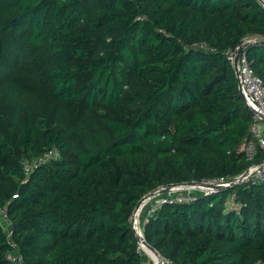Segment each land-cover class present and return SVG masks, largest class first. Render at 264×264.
<instances>
[{"label": "trees", "instance_id": "1", "mask_svg": "<svg viewBox=\"0 0 264 264\" xmlns=\"http://www.w3.org/2000/svg\"><path fill=\"white\" fill-rule=\"evenodd\" d=\"M243 41L264 81V0H102L90 9L83 0H0V58L10 44L13 61L44 48L54 100L109 109L99 139L76 151L44 104L0 121L9 180L0 182V205L12 230L8 237L0 220V264H16L11 241L24 264H144L132 224L143 196L170 183L233 179L262 162L264 149L253 161L238 149L254 115L227 53ZM54 147L60 158L25 171L22 157ZM144 233L178 264H264V180L166 204Z\"/></svg>", "mask_w": 264, "mask_h": 264}, {"label": "rangeland", "instance_id": "2", "mask_svg": "<svg viewBox=\"0 0 264 264\" xmlns=\"http://www.w3.org/2000/svg\"><path fill=\"white\" fill-rule=\"evenodd\" d=\"M101 1L83 0V4L85 8L90 9L100 4ZM17 44L21 45L19 42ZM49 62L48 52L44 48L30 49L21 55L18 61H13L12 45L6 47L4 55L0 58V79H4L6 83L5 88L0 91V121L6 123L14 118H26L28 107L36 106L38 103L44 104L48 108V112L58 115L61 119L75 145V151L80 150L81 146L99 139L102 131V119L109 114V109L103 104L90 106L82 98H76L66 103L54 100L50 95V86L45 75ZM8 63L12 65L7 67ZM8 68L16 69L17 73H7ZM55 111L56 113H54ZM37 159L38 156L22 157L21 160L23 164H32ZM17 180L20 181V179ZM1 181L9 183V180L4 179L0 170ZM233 198L231 203L234 202ZM143 222L144 216H142ZM147 255L148 258L144 264H153L157 260V257L149 251L145 252L144 259Z\"/></svg>", "mask_w": 264, "mask_h": 264}, {"label": "built area", "instance_id": "3", "mask_svg": "<svg viewBox=\"0 0 264 264\" xmlns=\"http://www.w3.org/2000/svg\"><path fill=\"white\" fill-rule=\"evenodd\" d=\"M200 46L204 47L205 44L201 43ZM239 48V47H238ZM228 51V60L235 67V60L237 49ZM239 89L245 99L247 106L253 112V122L250 126L249 135L244 138V141L239 145L238 149L242 150L246 159L253 161L257 156L260 148L264 149V81L256 73L252 67L246 52L241 54L237 64ZM61 152L58 148L54 147L48 149L44 155L39 156L35 163H24V168L27 173H30L39 164L45 163L51 159L60 158ZM248 174L244 181H260L264 180V160L260 163H253L248 168ZM228 178L222 176H212L200 180L201 183L192 185H178L173 190L152 196L146 199L137 212L133 213V227L139 235H144V225L149 220V217L159 211L166 204L190 203L194 200V196L187 193L186 190L199 189L205 192H211L220 187H226L230 184ZM165 186H161L163 188ZM16 196V195H14ZM145 207L146 215L142 223L143 209ZM0 220L5 224V229L8 237L11 236V222L8 215L7 205H0ZM139 248L144 250L143 244L139 242ZM146 251V250H145ZM7 257L16 264H23V257L19 252L18 246L11 241V248L7 252ZM155 260V259H154ZM157 260L153 264H156ZM161 264H178L172 258L163 256Z\"/></svg>", "mask_w": 264, "mask_h": 264}, {"label": "water", "instance_id": "4", "mask_svg": "<svg viewBox=\"0 0 264 264\" xmlns=\"http://www.w3.org/2000/svg\"><path fill=\"white\" fill-rule=\"evenodd\" d=\"M247 43H248L247 41H243L240 44L239 48L237 49V55H236V60H235V70H236L237 75H238L237 64L239 62V59L241 57V54L244 53V52H246V45H247ZM248 171L249 170L247 169L242 174H240L239 176L231 179L230 180V184L228 186H226V187H230L231 185H237V184L243 182L244 181V178L248 174ZM197 183H201V181H189V182H182V183H170V184L166 185L163 188H160V187L159 188H156V189L152 190L151 192H149L148 194H146L145 196H143L139 200V202L137 203V205L135 207L134 212H137L140 209L141 205L149 197L156 196V195H159V194L161 195V194L167 193V192L173 190L176 186L181 185V184H183V185H192V184H197ZM132 223H133V216H132ZM136 235H137L138 241L141 244H146L149 247V249H151L157 255L158 261L156 262V264H161V261L163 259V255L154 246H152L149 242H147V240H146V238H145L144 235L141 236L138 233ZM145 250L146 249L144 248V251ZM145 252H148V251L146 250Z\"/></svg>", "mask_w": 264, "mask_h": 264}, {"label": "crops", "instance_id": "5", "mask_svg": "<svg viewBox=\"0 0 264 264\" xmlns=\"http://www.w3.org/2000/svg\"><path fill=\"white\" fill-rule=\"evenodd\" d=\"M201 190L199 189H195V190H186L187 193H190L192 194L193 196H195L198 192H200ZM145 215H146V210H145V207L143 209V216L145 218Z\"/></svg>", "mask_w": 264, "mask_h": 264}, {"label": "bare ground", "instance_id": "6", "mask_svg": "<svg viewBox=\"0 0 264 264\" xmlns=\"http://www.w3.org/2000/svg\"><path fill=\"white\" fill-rule=\"evenodd\" d=\"M143 247L146 248L147 251H149L153 256L157 257V255L151 249H149V247L146 244H143ZM157 261H158V257H157Z\"/></svg>", "mask_w": 264, "mask_h": 264}]
</instances>
